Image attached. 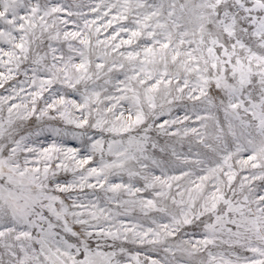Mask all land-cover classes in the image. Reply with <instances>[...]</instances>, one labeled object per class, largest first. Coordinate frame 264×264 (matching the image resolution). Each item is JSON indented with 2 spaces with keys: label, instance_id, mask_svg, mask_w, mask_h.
I'll return each instance as SVG.
<instances>
[{
  "label": "snow or ice",
  "instance_id": "6c2138e0",
  "mask_svg": "<svg viewBox=\"0 0 264 264\" xmlns=\"http://www.w3.org/2000/svg\"><path fill=\"white\" fill-rule=\"evenodd\" d=\"M0 264H264V0H0Z\"/></svg>",
  "mask_w": 264,
  "mask_h": 264
}]
</instances>
